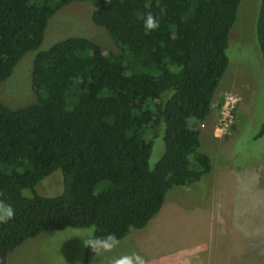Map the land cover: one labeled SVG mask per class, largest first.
Masks as SVG:
<instances>
[{"label": "trees", "instance_id": "1", "mask_svg": "<svg viewBox=\"0 0 264 264\" xmlns=\"http://www.w3.org/2000/svg\"><path fill=\"white\" fill-rule=\"evenodd\" d=\"M74 1L93 4V22L120 52H104L81 35L40 49L50 18ZM242 1L0 0V83L37 51L38 95L20 108L0 101V201L14 213L0 222V264L47 230L91 227V241L114 244L148 226L175 185L200 181L212 169L201 150V126L229 66ZM149 12L159 26L146 32ZM256 29L264 59V0ZM162 125L165 149L152 168ZM57 169L63 192H37ZM102 250L87 247V259Z\"/></svg>", "mask_w": 264, "mask_h": 264}, {"label": "rangeland", "instance_id": "2", "mask_svg": "<svg viewBox=\"0 0 264 264\" xmlns=\"http://www.w3.org/2000/svg\"><path fill=\"white\" fill-rule=\"evenodd\" d=\"M261 0H243L230 32L228 69L216 94L213 111L201 126V150L212 169L202 179L175 185L151 223L132 228L110 248L87 259V247L94 228L67 227L47 230L26 239L9 255L7 264H116L127 258L130 264L188 248L181 253L206 251L207 264H264V135L257 136L264 123V59L257 38ZM93 4L74 1L48 23L40 49L72 35L86 36L104 52H120L108 30L92 20ZM37 51L27 52L9 78L0 83V101L20 108L38 101L32 84V65ZM235 94L240 97L234 118L225 132L216 135L221 115L219 103ZM212 128H209V127ZM165 149L164 126L154 138L150 166L153 168ZM43 195L64 190L61 169L36 186ZM24 194L31 195L30 190ZM0 205L8 206L0 201ZM6 207H0V213Z\"/></svg>", "mask_w": 264, "mask_h": 264}, {"label": "crops", "instance_id": "3", "mask_svg": "<svg viewBox=\"0 0 264 264\" xmlns=\"http://www.w3.org/2000/svg\"><path fill=\"white\" fill-rule=\"evenodd\" d=\"M212 111H213V108H212ZM211 113L208 116V118L205 120V122L209 120ZM209 128H212V127L210 126ZM200 245L192 246L191 248L195 249V251L187 255L181 252L188 248H182L179 250H175V251L163 254L156 259L148 260V261L138 263V264H207L210 259H208L206 262V258L208 257V255H206V257L203 256V254L206 252L204 249L202 251H199V249H197L198 246Z\"/></svg>", "mask_w": 264, "mask_h": 264}, {"label": "clouds", "instance_id": "4", "mask_svg": "<svg viewBox=\"0 0 264 264\" xmlns=\"http://www.w3.org/2000/svg\"><path fill=\"white\" fill-rule=\"evenodd\" d=\"M158 26H159L158 18L154 17L151 12L146 13L145 20H144L145 31L147 32V31L156 29L158 28ZM0 207H6V211H4L3 213H0V222H6L10 220L14 214L12 208L8 206H2V205H0ZM107 241H112L113 243L115 242L114 238L111 236L107 237ZM85 246L89 247L93 251H99L100 249L110 248L112 244L106 241H101V240H94V241L90 240L87 242ZM116 264H130V262L127 260V258H122L116 261Z\"/></svg>", "mask_w": 264, "mask_h": 264}, {"label": "built area", "instance_id": "5", "mask_svg": "<svg viewBox=\"0 0 264 264\" xmlns=\"http://www.w3.org/2000/svg\"><path fill=\"white\" fill-rule=\"evenodd\" d=\"M240 100V97L235 94H230L225 97V100L222 103L221 115L216 127V135H220L218 131L225 132L226 129L230 126L234 118V109L236 104Z\"/></svg>", "mask_w": 264, "mask_h": 264}]
</instances>
